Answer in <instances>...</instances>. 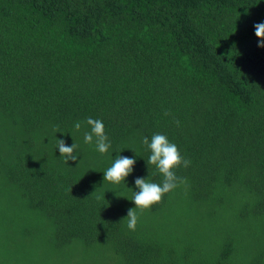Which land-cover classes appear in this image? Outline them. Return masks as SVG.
Segmentation results:
<instances>
[{"label":"trees","instance_id":"trees-1","mask_svg":"<svg viewBox=\"0 0 264 264\" xmlns=\"http://www.w3.org/2000/svg\"><path fill=\"white\" fill-rule=\"evenodd\" d=\"M260 22L264 0H0V264H264ZM155 133L186 183L132 231L136 178L163 179ZM117 155L136 164L113 184Z\"/></svg>","mask_w":264,"mask_h":264},{"label":"clouds","instance_id":"clouds-1","mask_svg":"<svg viewBox=\"0 0 264 264\" xmlns=\"http://www.w3.org/2000/svg\"><path fill=\"white\" fill-rule=\"evenodd\" d=\"M254 28L255 35L260 38L258 46L264 48V22L256 23ZM168 114L165 112V115ZM84 123L90 128V131L84 132V142L86 144L95 143L97 151L101 154L107 153L112 145L103 121L88 117ZM74 127L76 131H80L82 122L77 121ZM143 143L151 150V154L147 159L148 166L155 165L163 179L161 183H156L148 177L136 178L135 185L139 190L135 191L131 198L135 203V207L130 208L125 217L127 228L132 231H135L139 220L137 209L143 211L151 208L154 204L161 202L165 194L173 191L180 184L186 183V178L177 176L175 170L181 166L186 168L190 164V161L182 155L179 146L171 142L166 134L155 133L152 135L151 141L145 136ZM57 146L60 156L64 157L65 163H68L69 160L76 161L78 159L76 150L79 145L76 142L71 146H67L64 139H58ZM135 164L136 159L134 157L117 155L112 165L104 171V181L113 184L126 182L127 177L133 173ZM97 198L100 199L101 197Z\"/></svg>","mask_w":264,"mask_h":264}]
</instances>
